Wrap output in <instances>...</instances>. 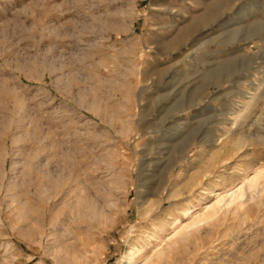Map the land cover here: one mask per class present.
<instances>
[{"label":"rangeland","instance_id":"374dc122","mask_svg":"<svg viewBox=\"0 0 264 264\" xmlns=\"http://www.w3.org/2000/svg\"><path fill=\"white\" fill-rule=\"evenodd\" d=\"M252 178L264 0H0V264H264Z\"/></svg>","mask_w":264,"mask_h":264},{"label":"bare ground","instance_id":"6f19581e","mask_svg":"<svg viewBox=\"0 0 264 264\" xmlns=\"http://www.w3.org/2000/svg\"><path fill=\"white\" fill-rule=\"evenodd\" d=\"M259 89V88H258ZM257 90V89H256ZM249 94V93H248ZM251 97V96H250ZM249 97V98H250ZM244 98V97H243ZM244 111V110H243ZM243 111H242V113H243ZM235 113V112H234ZM239 115V114H238ZM237 116V115H236ZM235 116V117H236ZM239 117V116H238ZM237 120V119H236ZM227 121H228V119H227ZM234 122V121H233ZM238 122V121H237ZM232 123V122H231ZM229 125V124H228ZM230 129H228V131H229ZM239 138V137H238ZM240 138H242V137H240ZM242 140L244 141V139L242 138ZM248 140H249V138H248ZM246 141V140H245ZM238 143V142H237ZM240 143V142H239ZM240 144H242V143H240ZM239 145V144H238ZM240 146H242V145H240ZM238 149V148H237ZM243 149H245V148H243ZM219 154V153H218ZM231 167V166H230ZM257 179L258 178H252V179H246V181L244 182V183H242V185L239 187V188H237V190L236 191H233L228 197H227V200L225 201V196L223 195V196H221V194H217V196H221L220 197V199L209 209V211L208 212H206V213H204L203 215H201L200 216V218L199 219H197L198 220V222L197 223H201V222H205V221H208L209 219H212V218H214L213 216L216 214V211L218 210L217 208H221V204H223V203H225L226 205H229V204H231V203H233V202H241L242 201V199H244V197L245 196H249V195H251V191H254L255 192V195H257V196H259V195H261L263 192H264V188L263 187H258L259 185H258V182H257ZM252 195H254V194H252ZM255 198V197H254ZM220 206V207H219ZM219 211V210H218ZM190 210H186L185 212H184V215L185 216H189L190 215ZM192 214V213H191ZM76 215V214H75ZM101 215H103V213L101 214ZM105 215V214H104ZM103 215V216H104ZM66 220H68V218L66 217V215H63V217L62 218H59V219H56V220H52V222L53 223H57V225L58 226H60V227H62V228H65V230L67 231V233L68 232H71V228H70V226H68L67 224H66ZM111 220V219H110ZM196 223V224H197ZM195 224V223H194ZM193 224V225H194ZM188 227H190L191 228V226H188ZM61 228V229H62ZM60 234V233H59ZM67 236V235H66ZM58 237H60V236H58ZM57 238V237H56ZM62 242V245L65 247V245H64V243H63V241H61ZM66 244V243H65ZM69 248V247H68ZM68 248H66V249H68ZM65 249V248H64Z\"/></svg>","mask_w":264,"mask_h":264}]
</instances>
